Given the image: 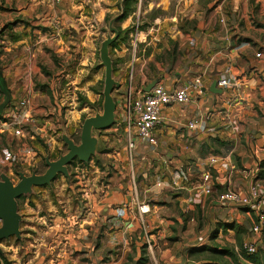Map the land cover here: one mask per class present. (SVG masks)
Instances as JSON below:
<instances>
[{
  "label": "crops",
  "instance_id": "crops-1",
  "mask_svg": "<svg viewBox=\"0 0 264 264\" xmlns=\"http://www.w3.org/2000/svg\"><path fill=\"white\" fill-rule=\"evenodd\" d=\"M115 1L58 0L55 6L53 0H30L18 11L27 23L15 27L19 37L7 41L10 60L1 64L0 75L9 102L28 101L23 110L32 120L24 124L21 136L33 144L37 138L52 139L49 131L60 127L57 115L46 107L52 96L79 89L89 101L98 99L104 67L96 46L108 13H113L109 30L120 14L121 4L119 9ZM144 1L147 6L138 0L135 11L121 22L126 27L131 17L150 12L141 21L148 20L149 26L138 30L130 52L114 47L116 54H109L112 67L116 62L131 78L137 61L136 90L155 78L170 88L200 76L202 92L187 105L164 108L155 129L157 144L139 148L133 158L121 126L114 122L104 129L112 135V148L96 156L95 166L92 156L101 141L93 130L97 145L89 168L75 170L73 181L68 176L54 184V195L48 185L32 188L30 201L26 198L22 206L17 200L20 237L0 243V264H189L190 249L213 246L210 240L216 234L228 231L240 242L251 232L255 212L225 206L217 195L226 188L246 195L253 180H264V0ZM151 44L158 53L170 55L165 62L155 59L153 67L160 69L152 71L146 70L152 61ZM136 45L139 55L134 53ZM175 52L182 54L180 62L174 60ZM54 53L73 57L70 63L55 64L50 57ZM38 58H44L49 72L44 74ZM222 72L231 85L210 91ZM35 75L44 87L35 86ZM194 118L201 119V125L189 129ZM13 131L5 130L9 135ZM213 155L219 158L214 171L218 179L206 183L211 189L206 194L195 186L208 167L207 157ZM178 168L187 170L190 180L173 186L169 181ZM124 204L126 214L113 225L116 208ZM141 204L149 208L143 214Z\"/></svg>",
  "mask_w": 264,
  "mask_h": 264
},
{
  "label": "rangeland",
  "instance_id": "rangeland-1",
  "mask_svg": "<svg viewBox=\"0 0 264 264\" xmlns=\"http://www.w3.org/2000/svg\"><path fill=\"white\" fill-rule=\"evenodd\" d=\"M54 5L58 6L57 1L53 0ZM30 0H0V72H1V64H4L5 62L10 60L9 55L11 54L8 50L9 43L7 41L13 40L17 37H19V34L16 33L14 30L15 27H21L26 26L27 21L25 18H22V16L18 13V11H21L27 5L29 4ZM122 1L117 0L115 1L116 7L120 9V5ZM141 6L144 7L147 6L148 3H146L144 0H142ZM139 3V4H140ZM144 9V8H143ZM153 12V11H151ZM114 13H117V10H114ZM150 12H147L145 15L141 13V15L138 18H135L134 16L128 20L129 25L126 26L129 28L128 32L125 33L123 30L126 28L124 26V22H114L112 26H114L117 30L120 29V32H118L119 38H117V42L115 44V48L118 50H122V48L126 47L128 48L126 52H130L131 46H133L132 43V36H130V33L134 34V28L135 25L138 24V30H142L149 26L147 24L148 20H145L143 23L142 21V15L148 19V14ZM113 13H108L107 19H105L104 26L101 29L100 37L96 46V56L99 58V49L101 46V42L106 38L107 35H112L113 33L109 30V16H112ZM127 21V20H126ZM74 34V33H73ZM75 35V34H74ZM70 35V36H74ZM123 41L121 43L120 41ZM72 44V43H71ZM138 45V44H137ZM137 45L135 46V55H139ZM72 46V45H71ZM112 47L109 48V54L111 57H113L114 54H116L115 49ZM171 46V45H170ZM157 45L151 44L150 51H152V61L147 63L146 70H153V69H160L159 67L155 68L153 67V62L155 59L162 58L163 61H168L169 56L167 54L158 53L156 51ZM72 51V50H71ZM147 55H149V51L145 52ZM57 53H54L50 55L53 62L56 64L58 61H61L63 64L70 63L72 60V55H56ZM174 60H178L180 62V59H182V54L180 52H175V55L173 56ZM8 59V60H7ZM38 64L41 66V70L45 72H49L45 69L44 65V58H38ZM113 64H116L113 63ZM115 70L113 71V78L120 83L119 89L114 88L112 91V96L115 100H119L122 102L123 100V94H119L118 90H128L129 81H131V90L135 91L134 86L137 88L139 87V81L137 80L136 73L139 68V64L137 61L133 62V71L132 76L128 75V69L119 70V67L114 65ZM46 70V71H45ZM144 70V69H143ZM144 74V71H141ZM35 77V86L36 87H44L45 82L41 80V77ZM43 83V84H42ZM7 89V88H6ZM100 95L98 99H94L92 101H89L82 91L79 89H74V93L72 94H59L57 96L50 95L51 99H48V103L46 107L49 111H52L55 115H57L60 123V127H56L54 130L49 131V133L52 134V139H38V143H32L31 138L27 136H21V135H9L5 131H0V175L5 174L10 177L13 183H17L19 180V177L16 172H23L25 175H30L31 173L41 174L46 169L45 164V157H49L50 160L57 159L61 154H64L67 151L66 144L62 140V136H67L71 138L73 141H80V131H81V125L83 120L86 117L94 116L98 114L99 112H102V106H103V81L102 84L99 85ZM4 100V94L0 92V102ZM122 105L119 107L117 106L116 111L120 112L122 111ZM93 135H95L99 141V149L97 150L96 154H94L93 157V163L94 165L98 166L96 156L100 157V152L106 151L107 149L112 148L109 144V140L111 141L112 135L110 133L104 132V130L93 131ZM79 143V142H76ZM6 155V157H5ZM112 158V157H110ZM88 162H80L77 158L72 160L70 164L67 166L69 168L68 176H70V181H73L75 170H80L82 167H90ZM67 176V177H68ZM66 176L63 174H58L56 178L48 185L45 186L48 187V192L51 195H54V191L52 188L54 187V184H58L59 182H65ZM51 185V186H50ZM38 187H33V190H37ZM28 198L30 201V196L27 194L24 195V198H20L19 204L22 206L25 202V199ZM242 237V235L240 234ZM261 239L257 241V252L261 255H264V232L260 235ZM211 238V237H210ZM233 238L235 239L234 242H232ZM256 238L251 232H247L245 235L243 234L242 241H238V238L235 237L232 233H229L228 231H222L219 235L216 234L213 238H211L210 244L217 247H226V248H234L233 245H236L235 251L239 252L241 249H243V243L248 241H254ZM4 240H9L11 242H16L17 238L14 236L9 237ZM2 240V241H4ZM0 241V243L2 242ZM202 242H207L206 238L201 240ZM206 246V245H204ZM1 247V245H0ZM2 248V247H1ZM191 262L189 264H200L202 262H207L209 260L214 261H221V260H228L227 258H220L216 255H213L209 253L208 251H195L193 252V255L190 257Z\"/></svg>",
  "mask_w": 264,
  "mask_h": 264
},
{
  "label": "built area",
  "instance_id": "built-area-1",
  "mask_svg": "<svg viewBox=\"0 0 264 264\" xmlns=\"http://www.w3.org/2000/svg\"><path fill=\"white\" fill-rule=\"evenodd\" d=\"M138 24L135 25L134 34H131L132 43H137ZM259 56V53L256 54ZM232 81L226 73H219L216 78V85L220 88H226L231 85ZM202 80L196 76L178 86L165 87L160 83L155 84L149 91L142 88L132 91L129 83L126 94H123V110L115 111V122H118L122 129V135L125 140L129 158H133L135 152L143 147L153 148L157 144L155 129L161 123V114L164 108L173 105H187L192 101L194 96L202 92ZM27 99H20L15 102H9L0 114V131L8 128H14L15 135H21L24 124L31 122L32 115H26L24 110L27 106ZM201 119L194 118L189 120L187 127L189 129L198 128L201 125ZM219 158L217 156L207 157V168L200 174V181L196 184L195 189L204 191L206 194L211 193V189L206 186L209 181H216L218 176L214 174L217 170ZM190 174L183 168L174 170L169 181L176 186L178 182H188ZM228 182V177H225ZM160 185V182L158 183ZM218 201L225 206L241 207L255 212V219L251 225V232L255 236L254 241L243 243V250L247 254H253L257 251V241L261 239L264 232V180H253L248 186V193L242 195L230 188H226L218 193ZM126 204L116 208L111 221L113 225H118L121 218L127 212ZM141 214L149 210L147 204H141L138 207Z\"/></svg>",
  "mask_w": 264,
  "mask_h": 264
},
{
  "label": "water",
  "instance_id": "water-1",
  "mask_svg": "<svg viewBox=\"0 0 264 264\" xmlns=\"http://www.w3.org/2000/svg\"><path fill=\"white\" fill-rule=\"evenodd\" d=\"M110 30L114 34L108 35L102 42L99 49L101 64L104 67V86H103V107L100 114L86 117L81 125L80 141L75 143L71 138L62 136L63 142L66 144L67 151L61 154L57 159L50 160L45 157L46 169L41 174L31 173L25 175L23 172H16L19 180L13 183L8 175H0V241L14 236L20 237L21 215L18 213L17 200L21 195L30 193L33 187H41L49 185L58 174L68 176L67 166L72 160L77 158L80 162H89L94 154L97 138L92 135L93 130H104L112 126L115 122L114 116L119 100H115L112 96L114 88H119L120 83L112 76V60L109 56V46L116 40L118 31L115 27L110 26ZM158 78L147 83L143 88L149 91ZM212 92H220L221 89L216 88V80L209 87ZM4 100L0 102V114L10 101L9 92L3 88ZM126 94V92H125ZM0 253L2 249L0 247Z\"/></svg>",
  "mask_w": 264,
  "mask_h": 264
},
{
  "label": "trees",
  "instance_id": "trees-1",
  "mask_svg": "<svg viewBox=\"0 0 264 264\" xmlns=\"http://www.w3.org/2000/svg\"><path fill=\"white\" fill-rule=\"evenodd\" d=\"M137 3L138 0H122L120 14L114 19V21L121 22L127 17H129L135 11ZM128 30L129 28H125L123 32L127 33ZM118 32H120V29H118ZM117 38H119V35L117 36ZM117 38L112 43V45H114L113 48L115 47L114 43L117 42ZM112 69H113L112 71L115 70L114 64ZM3 88L6 89V85L3 77L0 75V92L2 93H3ZM74 142H79V141H74ZM260 166L264 167V160L260 162ZM20 198H24V195H21ZM195 251H208L209 253L216 255L220 258L228 259V260L223 259L221 261L209 260L207 262H202L200 264H264V255H261L257 251L253 254H247L243 249L237 252L234 249H230L226 247L218 248L216 246H197V247H192L189 252L192 254ZM146 260L147 258L145 257L144 261L146 262Z\"/></svg>",
  "mask_w": 264,
  "mask_h": 264
}]
</instances>
